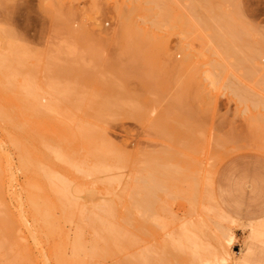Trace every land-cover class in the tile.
I'll use <instances>...</instances> for the list:
<instances>
[{
    "label": "rangeland",
    "instance_id": "obj_1",
    "mask_svg": "<svg viewBox=\"0 0 264 264\" xmlns=\"http://www.w3.org/2000/svg\"><path fill=\"white\" fill-rule=\"evenodd\" d=\"M202 1L9 0L8 3L6 0L4 4L3 0L0 2V29L3 31L0 38L5 36L6 39L3 38V41L8 42L14 40L10 42L15 44L12 48L16 49L12 52L13 57L12 55L9 57L15 59L14 62L12 60L13 64L15 63L12 73L17 71L18 74L13 78L18 84L14 85H17L16 90L11 89L12 94L7 91L10 87L5 88L7 92L0 89L2 94L0 111L12 115V122L22 121V114L24 111L28 113L29 110L24 109L22 112L19 104L10 101L15 92H18L16 98L34 99L32 101L36 103L38 109L29 108L34 111L33 114H38H35L34 118L31 112L32 118L29 117L28 120L31 132L25 133L24 138L28 145L24 142L26 145L23 147L29 154L31 164L33 163L29 173L26 169L22 170L20 161L22 146L19 142H13V138H17L11 127V120L0 118L2 121L0 164L4 163L0 165V170L5 171L0 176V184L4 186L0 190L2 198L0 211L5 209L9 214L3 210L0 213L7 217L12 215L13 219L10 217L9 221L15 220V217L21 223L24 221L25 225L20 221L16 225L13 221L14 226L13 222L11 225L19 230L18 233L14 230L17 233L15 237L24 244L23 246L20 244L19 247L29 248L30 253L23 250V254L31 255L29 261L33 259L32 262L35 264H39L40 261V264L45 261L44 264H63L57 261L58 258L52 257V252L56 256V251L60 248L66 261H69L64 264H79L77 258L81 259L82 255L84 257L81 263L85 262L82 264H262L254 258V246L249 247L244 256L243 253L250 242H256L264 247V221L249 225L250 222L264 218V126L261 123L264 121V50L261 52L262 59L258 57L261 54L255 57L260 49L257 42L264 38V0H204L210 8L215 7L217 17L214 18L213 14L208 13L209 11L203 7H200V10L195 9L196 5L205 3ZM162 4L164 7H158ZM164 8H170L167 9L168 14L166 9L163 11ZM195 10L197 12L199 10V13ZM222 17L236 21L235 24L239 27L237 28L243 32L244 39L241 38L242 42H239L237 52L238 58L244 59L242 61H235L231 55L228 57L222 49L224 47L213 37V33L216 32L223 36L225 33L228 34L222 19L218 22ZM203 18L205 21H208V18V22H212L209 23V27L212 24V28L206 27L202 21L201 24H205V27L198 24ZM126 19L136 27L137 33L152 40L151 46L156 43L154 56H151L155 62L145 64L147 70L144 68L142 74L132 76L133 78L130 77L126 82H122L121 77L118 78L120 80L118 83L119 74L116 75L118 70L117 68L115 70V65H127L132 57L130 42L127 43V37H123L127 36V33H122L121 27ZM65 23L71 28L64 25ZM67 27L72 30H68ZM126 47L130 57L127 55ZM262 48L264 49V45ZM11 49L8 50L11 52ZM6 50L1 51L4 54L0 53L6 55ZM171 60H174V64L170 62ZM59 71L63 75L58 74ZM71 71L74 74L77 72L76 78ZM64 73L72 74L73 77L69 78ZM114 84L119 87V95L112 89ZM49 106L56 108L55 111H52V108L50 111ZM66 107L73 113L68 108L66 112ZM41 111L47 112V116ZM75 112V116H89V122L92 118L91 121L97 125L93 128L101 135V144L107 143V146H100L106 155L102 166L96 165L97 160L93 159L92 155H89L88 159L86 151L90 152V149L76 136L68 134L67 130L73 128L76 120L71 116H74ZM39 113H42L40 117H44L37 116ZM48 120H51L52 124ZM67 120L68 122H63ZM61 131L63 136L60 135ZM254 137L257 138V142H254L256 144H250ZM95 141L98 143V139ZM239 141L238 146L236 143ZM116 156L125 163H112ZM152 156L164 158L162 161L168 158L169 161L161 163L163 167L185 159L184 161L190 164L188 170L191 176L194 178L192 174L196 173L195 177L199 180L194 178L195 182L198 180L196 184L191 177L190 181H179V178L169 183L168 179L164 180L153 201V215L147 217L143 209L128 206L132 204L134 195L142 190L140 177ZM178 157L180 159H177ZM83 162H86L84 165L87 164L88 169L86 166L82 167ZM193 163L198 165L195 166ZM33 168L41 174L43 171L46 172V176L47 173L54 174L53 177L50 175L47 177L57 183L68 182L69 198L73 202H78V207L74 206L75 216L72 215L74 208L70 209L72 213L65 214L61 210L56 209L55 213L54 209L51 210L52 217L55 216L57 219L53 217L54 223L55 220L60 221L59 229L55 227L57 233L61 227L63 230L61 231L64 232L59 234L58 240L55 239L57 233L52 234L53 238L46 235L47 232L44 234L46 237L41 234L45 232L42 225L40 227L44 231L40 228V232L39 226L37 227L42 224L41 221L34 223L36 218L31 212L28 196L31 195L29 191L34 193L35 190H31L32 185L29 183L35 181L32 184L36 183L41 188L43 182H39L45 175L38 176ZM195 168L200 172H196ZM78 170H84L83 173L86 170L87 172L98 170L99 173L91 171L95 175L92 176L89 172V175L83 176ZM4 174L7 178H4L6 177ZM56 174L59 176L56 177ZM60 178L64 179L59 180ZM117 199L119 203L122 202L120 206ZM109 202L111 206L114 204L115 208L111 209V212L106 211ZM79 206L84 211L87 210L80 212V215L85 214L81 219L77 211ZM86 212L92 214L90 215L92 218L89 216L90 222H94L93 216L98 213V218L100 215L101 219L110 212L111 214L105 217V220L108 218L107 224L116 229L119 238L126 235L128 239L106 243L105 247V243L100 242L101 239L93 237L96 233L91 231V225L89 227ZM63 214L65 218L70 217L69 220H64ZM127 215H133L132 223ZM82 220L87 221L83 223ZM134 221L137 225L133 223ZM140 222L145 224L141 230L138 227ZM100 224L102 225V219ZM35 230H39V233ZM12 231L13 229L10 233ZM229 231L234 234L231 244L227 240ZM15 232L12 234L15 235ZM32 232L37 234L34 236ZM47 236L52 238V242ZM76 237L80 240L81 249L75 255L73 244ZM44 238L46 240L48 238L49 241L46 242ZM18 239L15 240L19 242ZM93 249L99 254L94 259ZM89 254H92V257L88 256ZM42 256H45L44 259L47 256L44 262ZM36 257L42 258L39 261ZM2 258L0 256L3 262Z\"/></svg>",
    "mask_w": 264,
    "mask_h": 264
},
{
    "label": "bare ground",
    "instance_id": "obj_2",
    "mask_svg": "<svg viewBox=\"0 0 264 264\" xmlns=\"http://www.w3.org/2000/svg\"><path fill=\"white\" fill-rule=\"evenodd\" d=\"M4 1H6V0H3V4H4ZM12 1V0H11ZM151 2H152V0H150ZM201 1V0H200ZM204 1V0H203ZM202 1V2H203ZM0 2H2V0H0ZM157 2V1H156ZM205 3H200L199 5H196V7L197 6H199V8L197 7H195V9H199L200 10V7H203V9H206V11H209L208 13H211V14H213V18L216 16L217 17V15H216V13H217V11H215V7L214 8H210L209 7V4L206 2V1H204ZM8 3H9V0H8ZM7 3V4H8ZM159 3V2H158ZM2 4V3H1ZM6 4V5H7ZM149 4H151V3H149ZM157 5V4H156ZM164 7V4H162L161 6H158V7ZM157 7V6H156ZM166 8H164L163 9V11L165 10ZM168 10L170 9V8H167ZM166 9V10H167ZM165 10V11H166ZM167 10V14H168V11ZM199 10H198V12H197V10H195V12H197V13H199ZM151 11V10H150ZM165 13V12H164ZM165 13V14H166ZM202 13V12H201ZM170 14V13H169ZM208 16V15H207ZM212 17V15L210 16V18ZM219 17V16H218ZM218 19V18H217ZM217 19H215V20H217ZM220 19H222V22H220V23H222V24H224L226 27H227V31H228V34L227 33H225V36H223L222 34H218L217 32L216 33H213V37H214V39L216 38V42H218L219 43V45L221 46L222 45V47H224V48H222L223 49V51H224V53L229 57L230 55H231V58L232 57H234L236 60L235 61H242V60H244V59H240V58H238V56H237V52H238V46H239V42L241 41V38H243V36H242V33L240 32V30L238 29L239 27L238 26H236V24H235V22H233V19L232 20H230L229 18H219L218 19V22L219 21H221ZM206 19H204L203 18V20L201 19V20H199L200 22H198V24L200 25V26H204L205 27V24H206V27L208 26V28H210L211 27V25L212 24H210V27H209V23H212V22H208L209 21V19L207 18V20L208 21H205ZM61 21V20H60ZM201 21L202 22H204L205 24L203 25V23L201 24ZM211 21V20H210ZM231 21V22H230ZM64 22H66L65 20H64ZM208 22V23H207ZM233 22V23H232ZM213 23H215L214 21H213ZM60 25V24H59ZM64 25H67V23H65ZM63 26V25H62ZM68 26V25H67ZM196 26H198V25H196ZM68 27H70V26H68ZM68 27H67V29H68ZM122 33H124V32H126L127 33V36H123V37H127V43H128V41L130 42V52H131V54H132V57L130 58V60H128V63L129 64H127V65H115V70H116V68H117V70H118V73H116V75L117 74H119V75H117L118 77H117V79L118 78H120L121 77V81L122 82H126V80L127 79H129L130 77H132V76H137V75H139L140 73L142 74L143 73V71H145V69L147 70V68H145V67H147L146 65H148V64H151V63H154L153 61H152V59H154L153 57H151V56H154L153 55V53H154V49H155V45H156V43L155 44H153L152 46L150 45V44H152V40L151 39H147V37L145 36V35H140L139 33H137V31H136V27L134 26V25H132L131 24V22H129L128 21V19H126V20H124L123 21V23H122ZM238 27V28H237ZM66 27H64V29H65ZM71 28V27H70ZM212 28V27H211ZM4 29V28H3ZM59 29V28H58ZM62 29V28H61ZM199 29V28H198ZM68 30H72V29H68ZM124 30V31H123ZM2 33H3V31L0 29V34H1V36H2ZM4 34H5V31H4ZM3 34V35H4ZM117 35V34H116ZM115 35V38L117 37ZM123 35V34H122ZM222 35V36H221ZM227 35V36H226ZM0 36V37H1ZM120 36H121V34H120ZM245 36V35H244ZM5 36H3L2 37V39L0 38V52L4 49V50H6V52L7 53H5L6 55L10 52V50H8V49H11L15 44H13V43H11V42H13L14 40H10L9 42L6 40V41H3V38H4ZM6 37H7V32H6ZM118 37H119V34H118ZM10 38V37H9ZM8 37H7V39H9ZM124 38V39H125ZM6 38H4V40H5ZM113 39V38H112ZM121 39H122V36H121ZM124 39H122V40H124ZM244 39V38H243ZM115 40H117V38L115 39ZM246 40V39H245ZM1 42H6V44H4V43H2V44H4L3 46H4V48H3V46H1L2 44H1ZM117 42V41H116ZM156 42V41H155ZM242 42V41H241ZM264 42V38H262L260 41H258L257 43H259V44H257L258 46H259V48L260 49H258V52L255 54V57L257 58V55H259V54H261V55H259L258 57H260L261 58V56L263 55L262 53V50H264L262 47H263V45L264 44H262ZM118 43V42H117ZM126 43V42H125ZM126 43V44H127ZM245 43V42H244ZM10 44H11V47L9 48V46H10ZM7 45V46H6ZM13 45V46H12ZM252 45V44H251ZM6 46V47H5ZM243 46V45H242ZM246 46V45H245ZM8 47V48H7ZM15 47V46H14ZM153 49H152V48ZM257 48V47H256ZM14 49H16V48H12L11 49V52L7 55V57H6V55H3L4 53L3 52H1V53H3V54H1L0 53V89H2V91H6L5 90V88H9L10 87V89H7V91H10L9 93L10 94H12V92H11V89H12V91H13V89L15 88V87H17V85L16 86H14L15 84H18L17 82H15L14 81V75L16 74V75H18L16 72L17 71H15V73L13 74L12 72H13V69L15 68L14 66H15V63L13 64V62H14V60L13 59H11V57H9L10 55H12V57H13V50ZM242 49H243V47H242ZM255 49V48H254ZM253 49V50H254ZM121 50V49H120ZM123 50V49H122ZM126 50H128L127 49V47H126ZM256 50V49H255ZM15 51V50H14ZM124 51H125V49H124ZM242 51V50H241ZM128 52H129V50L127 51V55H128ZM240 52V51H239ZM262 52V53H261ZM28 53V52H27ZM121 53V52H120ZM124 53V52H123ZM130 54V53H129ZM145 54V55H144ZM151 54V55H150ZM254 54V53H253ZM3 55V56H2ZM129 56V55H128ZM226 56V57H227ZM252 56V55H251ZM251 56H249V57H251ZM2 57H3V59H2ZM30 57V56H29ZM118 57V56H117ZM130 57V56H129ZM240 57V56H239ZM253 57V56H252ZM5 58V59H4ZM254 58V57H253ZM255 58V59H256ZM263 58V57H262ZM261 58V59H262ZM28 59V58H27ZM119 59V58H118ZM172 59V58H171ZM12 60H13V62H12ZM17 60V59H16ZM30 60V59H29ZM127 60V59H126ZM188 60V59H187ZM254 59H252V61H253ZM120 61V60H119ZM122 61V60H121ZM130 61V62H129ZM234 61V62H235ZM257 61V60H256ZM258 61H260V59H258ZM258 61H257V63H258ZM171 63H173L174 64V60H171L170 61ZM255 62V61H254ZM118 63V62H117ZM224 63V62H223ZM222 63V64H223ZM122 64H123V62H122ZM146 64V65H145ZM30 65H31V63H30ZM224 65V64H223ZM240 65H241V63H240ZM27 66V65H26ZM31 67V66H30ZM258 67V66H257ZM28 68V67H27ZM145 68V69H144ZM220 69H221V67H219ZM222 68H224V67H222ZM26 69V68H25ZM30 69V68H29ZM76 68H74L73 69V71L75 70ZM114 69V68H113ZM225 69V68H224ZM66 70V69H65ZM67 70H68V68H67ZM31 71V70H30ZM61 71V70H60ZM59 71V72H60ZM76 71V70H75ZM74 71V72H75ZM261 71V70H260ZM61 72H64L63 70L61 71ZM58 73V74H62V73ZM67 72V71H66ZM72 72V71H71ZM117 72V71H116ZM147 72V71H146ZM216 72V71H215ZM261 73V72H260ZM264 73V72H263ZM263 73H261V75L263 74ZM65 75H68V73L66 74V73H64ZM70 74V73H69ZM72 74L73 75H75L74 77L76 78L77 76H76V74H77V72H76V74H74L73 72H72ZM68 75L69 76V78H72L73 77V75ZM28 75V74H27ZM63 75V74H62ZM64 75V76H65ZM78 75V74H77ZM216 75V74H215ZM222 75V74H221ZM20 76V75H19ZM60 76V75H59ZM68 76H65V78L67 77L68 78ZM72 76V77H71ZM219 76V75H218ZM263 76H264V74H263ZM16 77V76H15ZM62 77V76H61ZM17 78V77H16ZM15 78V79H16ZM31 78V77H30ZM79 78V77H78ZM77 78V79H78ZM133 78V77H132ZM216 78V77H215ZM220 78V77H219ZM12 79H13V81H12ZM25 79H26V77H25ZM76 79V80H77ZM218 79V78H217ZM70 80V79H69ZM73 80H75V79H73ZM120 80L118 79L117 81H118V83L120 82ZM15 82V83H14ZM22 82V81H21ZM24 82V81H23ZM74 83V82H73ZM114 83V82H113ZM24 85V84H23ZM27 86H29V84H27ZM26 86V89L28 88ZM30 88H31V86H29ZM113 88V91L116 93V94H118L119 95V87L117 86V85H113L112 86ZM23 88H25V85H24V87ZM264 88V87H263ZM14 90H16V88L14 89ZM17 90H19L18 88H17ZM110 90V89H109ZM6 91V92H7ZM20 91V90H19ZM22 91V90H21ZM111 91V90H110ZM109 92V91H108ZM18 93V92H17ZM16 92L15 93H13V94H15V96L14 97H11L12 99H10V101L11 102H15L17 105L19 104V108H21L20 110L23 112L24 111V109H26V110H29L30 111V114H29V111H28V113L26 112V111H24V113L22 114V121L20 120L19 121V123H17L16 121L15 122H12V115H9V114H7V113H4V112H1L0 111V118H2V119H4V120H11V122H12V126L11 127H13V129H14V133L16 134V138L17 139H15V138H13V142H19L20 144H21V146H22V148L19 146L20 144H18V146L21 148V150H20V152H21V159H20V161H21V164H22V170H25L26 169V172H28L29 170L31 171V167H33L32 166V164H31V161L29 160V154H28V152H27V150L23 147V146H25L26 144L25 143H27V145H28V142H26V141H24V138H25V133L26 134H29V131H30V127H29V123H28V120H29V117L30 118H32V116H31V112H32V109H29V108H31V107H35L36 109H37V106H36V103H34V101H32V100H34V99H31L30 98V100L29 99H26V98H16V95H18ZM0 94H1V90H0ZM6 95H7V93H5ZM22 94V93H21ZM2 95V94H1ZM25 95V94H24ZM111 95V94H110ZM8 96V95H7ZM29 96V95H28ZM27 97V96H26ZM201 100H203V99H201ZM30 101V102H29ZM0 102H2L1 100H0ZM32 102V103H31ZM8 103V102H7ZM34 103V104H33ZM262 102H260V104H261ZM2 104V103H1ZM6 104V103H5ZM4 104V106L6 107V105ZM33 104V105H32ZM8 105V104H7ZM37 105H38V103H37ZM262 105V104H261ZM1 106H3V105H1ZM40 106V105H39ZM50 106H52V105H50ZM50 106H49V108H50ZM61 106V105H60ZM74 106V105H73ZM18 108V109H19ZM49 108H48V110H49ZM52 108V107H51ZM50 108V111L52 110V111H55V109L56 108H52L51 109ZM68 107H66L65 108V110L67 109ZM181 108V107H180ZM8 109V108H7ZM16 109V108H15ZM35 109V110H36ZM69 109V111H71V109L70 108H68ZM9 110V109H8ZM19 110V114H20V116H21V111ZM38 110V109H37ZM40 110V109H39ZM42 110V109H41ZM58 110V109H57ZM64 110V109H63ZM43 111V110H42ZM41 111V112H42ZM45 111H46V109H45ZM68 111V112H69ZM9 112H11V110L9 111ZM34 112V111H33ZM33 112H32V115L34 116V118H35V114H38V113H35V114H33ZM40 112V111H39ZM62 112V111H61ZM65 112V111H64ZM66 112H67V110H66ZM72 112V111H71ZM43 113V115L45 114L46 116H47V112L46 113H44V112H42ZM42 113H39V115H37V116H39L40 117V114L42 115ZM51 113V112H50ZM60 113V112H59ZM73 113V112H72ZM78 113V112H77ZM62 114V113H61ZM66 114V113H65ZM44 115V116H45ZM50 115V114H49ZM64 115V114H63ZM67 115V114H66ZM76 115V112L74 113V116L73 115H71L73 118H75L76 120H75V123L73 124L74 126H73V128H71L70 130H67L68 131V134H70V135H74V136H76L79 140H80V142L84 145V146H86L88 149H90V152L88 153L87 151H86V154H88V156L89 155H92L91 157L93 158V159H96L97 161V163L98 164H96V165H100V166H102V163H103V159L106 157V155H105V153H104V150H101L100 149V146H107V143L105 142V143H102L101 144V135L97 132V130H95L93 127H95V126H97V125H94V123L92 122L93 121V119L91 118V120H90V122L88 121V119H90V117L89 116H86V117H88L87 119H86V117H84L85 115H82L83 117H81L80 115L79 116H75ZM264 115V114H263ZM36 116V117H37ZM44 116H41L40 118H42V117H44ZM52 116V115H51ZM50 116V117H51ZM59 115H57V117H58ZM65 116V115H64ZM71 117V118H72ZM79 117V118H78ZM258 117H260V116H258ZM33 118V119H34ZM46 118V117H45ZM52 118V117H51ZM63 118V117H62ZM65 118V117H64ZM94 118V117H93ZM261 118H262V116H261ZM259 119L260 121L262 120V119ZM46 119H48V118H46ZM61 119V118H60ZM65 120V119H64ZM258 120V122H260ZM0 121H1V119H0ZM34 121V120H33ZM49 121V120H48ZM95 121V120H94ZM2 122V121H1ZM30 122H31V120H30ZM51 124H52V121L50 120L49 121ZM54 122V121H53ZM56 122V121H55ZM63 122H68V120L67 121H63ZM71 122V121H70ZM257 122V121H256ZM57 123L59 124L60 122L59 121H57ZM262 124H263V126H264V121H262L261 122ZM4 124V123H3ZM2 124V125H3ZM68 124V123H67ZM53 125H56V124H54L53 123ZM60 125H62V124H60ZM66 125V124H65ZM71 125V124H70ZM94 125V126H93ZM2 127V126H1ZM8 128V127H7ZM63 128H64V126H63ZM2 129H3V127H2ZM6 129V128H5ZM8 129H12V128H8ZM56 129V128H55ZM65 129V128H64ZM174 131V130H173ZM31 132V131H30ZM62 132L63 131H61V134L60 135H62L63 136V134H62ZM65 132H66V130H65ZM174 132H176V131H174ZM32 134V133H31ZM177 134V133H176ZM14 135V134H13ZM66 137H68L67 135H65ZM262 136V135H261ZM14 137V136H13ZM61 137V136H60ZM255 138V137H254ZM264 138V137H263ZM8 139H10V140H12V138L11 137H8ZM98 139V143L95 141V140H97ZM258 139H260V138H258ZM17 140V141H16ZM30 140V139H29ZM28 140V141H29ZM99 140H100V142H99ZM247 140H249V141H251V139H247ZM254 140V141H253ZM70 141V140H69ZM175 141V140H174ZM190 141V140H189ZM244 141V140H243ZM246 141V140H245ZM260 141H261V139H260ZM259 141V142H260ZM263 141H264V139H263ZM10 142V141H9ZM25 142V143H24ZM194 142H195V140H194ZM197 142V141H196ZM247 142V141H246ZM246 142H245V145H246ZM254 142H257V138H255V139H252V142H249L250 144L252 143V144H256V143H254ZM15 143V144H16ZM30 143V142H29ZM46 143V142H45ZM64 143V142H63ZM186 143V142H185ZM232 143H234V142H232ZM240 143V141L238 142V143H236L237 145ZM231 144V143H230ZM235 144V145H236ZM247 144H248V142H247ZM259 144V143H258ZM263 144V143H262ZM49 145V144H48ZM65 145H66V147H67V144L65 143ZM228 145H229V143H228ZM234 145V146H235ZM243 145V144H242ZM249 145V144H248ZM17 146V148L18 149H20L19 147ZM32 147H33V145H31ZM79 146V145H78ZM184 145H182V147H183ZM208 146V145H207ZM239 146V145H238ZM244 146V145H243ZM250 146V145H249ZM262 146V145H261ZM29 147H30V145H29ZM49 147H51V146H49ZM189 147H190V142H189ZM203 147H204V145H203ZM263 147V146H262ZM45 149L47 148V147H44ZM61 148V147H60ZM193 149H194V147H192ZM199 148V147H198ZM197 148V149H198ZM260 148V147H259ZM25 149V150H24ZM91 149H93L92 151H91ZM187 149V148H186ZM189 149V148H188ZM196 149V148H195ZM225 149V148H224ZM229 149V148H228ZM249 149V148H248ZM264 149V148H263ZM53 149H51V151H52ZM183 150V149H182ZM227 150V149H226ZM33 151H34V148H33ZM179 151V150H178ZM184 151V150H183ZM191 151V150H190ZM42 152V151H41ZM194 152H196V150H194ZM208 152V151H207ZM264 152V151H263ZM197 153V152H196ZM195 153V154H196ZM55 154V153H54ZM53 154V155H54ZM183 154V153H182ZM184 154H188V153H184ZM38 155V154H37ZM63 155V154H62ZM66 155V154H65ZM202 155H203V153H202ZM201 154H200V156H202ZM67 156V155H66ZM65 156V157H66ZM83 156V155H82ZM87 156V155H86ZM170 156H172V155H170ZM181 156V155H180ZM207 156V155H206ZM223 156V155H222ZM175 157V156H174ZM173 157V158H174ZM186 157H187V155H186ZM2 158V157H1ZM61 158H63V157H61ZM90 158V156L88 157V159ZM81 159V158H80ZM83 159V158H82ZM81 159V160H82ZM87 159V158H86ZM162 159H164V158H161V157H159V156H152V157H150V159L148 160V162H147V165H146V167H145V172H144V170H143V173L144 174H142V177H140V184L142 183L143 185H142V190H144V191H142V190H140L138 193H136V195H134V197H133V202H132V204L131 205H129L128 207L130 208H132V206L133 207H139L140 209H143V212H145L146 214H147V217H148V215H150L151 216V214H152V211H153V201L155 200V197H157V190H158V188L160 189L161 187H162V185H163V181L164 180H167L168 179V181H169V183L171 182V181H177L179 178V181L180 180H188V181H190V179L191 178H193L192 176H191V174H190V171L188 170V168L190 167L189 165V163L188 162H185L184 160L185 159H183L182 161L180 160V161H178L177 159H180L179 157L176 159L177 160V162H171L169 165H166V167H163L162 166V162H167V160L169 161V159L167 158H165L166 160L164 161H162ZM175 159V158H174ZM191 159H193V158H191ZM207 159V158H206ZM188 160V159H187ZM36 161V160H35ZM173 161V160H172ZM175 161V160H174ZM4 162V161H3ZM75 162H78V161H75ZM92 162V161H91ZM94 162H95V160H94ZM194 162H196L197 163V161L195 160ZM84 163H86V162H83V168L86 166V168L88 169V167H87V164H85L84 165ZM112 163H125L124 161H122L121 159H120V157L119 156H116V158H114L113 160H112ZM3 165H4V163H2ZM2 164H0V165H2ZM6 164V163H5ZM10 164V163H9ZM63 164V163H62ZM67 164H68V162H67ZM69 165V164H68ZM193 165H195L194 163H193ZM192 165V166H193ZM196 165H198V164H196ZM195 165V166H196ZM203 165V164H202ZM42 166V165H41ZM58 166V165H57ZM70 166V165H69ZM74 166V165H73ZM119 166V165H118ZM95 168H96V166H94ZM2 168V167H1ZM34 168H36L35 166H34ZM33 168V169H34ZM42 168H44V165H43V167ZM45 168H46V166H45ZM47 168H48V166H47ZM77 168V167H76ZM75 168V169H76ZM82 168V169H83ZM90 168V167H89ZM192 168V167H191ZM199 168V167H198ZM8 169L10 170V168L8 167ZM37 169V168H36ZM51 169V168H50ZM70 169H72V167L70 168ZM4 170V169H3ZM68 170V169H67ZM195 171H196V168L194 169ZM7 171V170H6ZM34 171H35V173H37V175L38 176H40V174L41 173H39L38 172V170L36 171L35 169H34ZM46 171V170H45ZM79 172H82V175L83 174H85V176H86V174L87 175H89L90 173H92L91 171H94V170H89V172H87L88 170H86V172H84L83 173V171L84 170H82V171H80V170H78ZM188 171H189V173H188ZM200 172V170H197L196 172ZM11 172V171H10ZM42 172V171H41ZM52 172H54L53 170H52ZM57 171H55V173H56ZM94 172H96V173H99L98 172V170H95ZM0 176L2 175V173H5V171L4 172H1V170H0ZM29 173V172H28ZM89 173V174H88ZM6 174H7V172H6ZM6 174H4L5 176H6ZM42 174H46V172H42ZM41 174V175H42ZM78 174V173H77ZM81 174V173H80ZM196 174V173H195ZM195 174H192L193 176H194V178H198V177H195ZM29 175V174H28ZM50 175V177H53L54 176V174L52 175V174H49V173H47V176H49ZM81 175V176H82ZM92 176L93 175H95L94 173H92L91 174ZM12 176V175H11ZM46 175L45 176H43V178H41L42 180H44V181H40L39 183H42L43 182V184H41V188L38 186V185H36V183L35 184H32V183H34V182H31V183H29V184H31L32 186V188L31 187H29V188H31V190L33 189V190H35L34 191V193L32 192H30L29 191V193L31 194V195H29L28 197H29V203H30V207H31V212H32V214H33V217L34 218H36V220L34 219V223L37 221L38 223L41 221L42 222V224H39V225H37V227L39 226V230H40V232H41V229L43 228L44 230H45V232H41V234L42 235H44L46 232H47V234L46 235H51V237L53 238V236H52V234H56L57 233V229L55 228V227H57L58 229H59V226H60V224H58V223H60V221H57L56 222V218H55V216H53L56 220H55V223L56 224H58L57 226H56V224L54 223V218L52 217V215H51V212L53 213V211H51L52 209H54V213H55V210L57 209V210H61L62 211V213L64 212V214H65V212H70L71 210L70 209H75L74 211H73V216H75V211H76V208L75 207H78L77 205V203L75 204L73 201H71L72 199H70L69 198V196H70V194L68 195V189H69V186L67 185V183L65 184L64 183V181H61L60 183H57L56 181H54L53 179H49V177H47ZM59 175L58 174H56V177H58ZM60 176H61V174H60ZM84 176V175H83ZM34 177V176H33ZM191 177V178H190ZM3 178V177H2ZM4 178H7V176L6 177H4ZM46 178V179H45ZM193 178V179H194ZM1 179V178H0ZM9 179V178H8ZM12 179V178H11ZM54 179H55V177H54ZM61 179H64V178H60L59 180H61ZM68 179V178H67ZM40 180V179H39ZM57 180V179H56ZM69 180V179H68ZM197 180V179H196ZM198 180H199V178H198ZM198 180L195 182V179H194V181L193 182H195V184L198 182ZM58 181V180H57ZM66 181V180H65ZM187 181V182H188ZM36 182H38V181H36ZM182 182V181H181ZM186 182V183H187ZM38 183V184H39ZM57 183V184H56ZM162 183V184H161ZM2 184V183H1ZM0 184V186H2ZM80 184V183H79ZM78 184V185H79ZM88 184H89V182H88ZM88 184H86V185H88ZM180 184V183H179ZM178 184V185H179ZM188 184V183H187ZM193 184V183H192ZM28 185V184H27ZM42 185H43V187H42ZM83 185V184H82ZM173 185V184H172ZM189 185V184H188ZM68 186V187H67ZM75 186V185H74ZM71 187V186H70ZM80 187V186H79ZM78 187V188H79ZM110 187V186H109ZM1 189L0 190H2V188H4V186H2V187H0ZM43 188V189H42ZM68 188V189H67ZM28 190H30V189H28ZM32 190V191H33ZM40 190H42V191H40ZM71 190V189H70ZM45 192H47V193H45ZM143 192V193H142ZM157 192V193H156ZM0 193H1V191H0ZM157 194V195H156ZM3 197V196H2ZM0 198H1V196H0ZM120 198V197H119ZM2 199V198H1ZM0 202H1V200H0ZM114 202H116V201H114ZM114 202H112V203H114ZM117 202H118V199H117ZM2 203V202H1ZM121 203L122 202H118V204H119V206L121 205ZM79 204H83V203H79ZM3 205V204H2ZM5 205V204H4ZM76 205V206H75ZM114 204H112V206H111V204H110V202H109V204L108 205H106V211L107 210H109L110 212L112 211L111 209H115L114 208V206H113ZM117 203H115V207L117 208ZM75 206V207H74ZM1 207V206H0ZM3 207V206H2ZM4 207H6V206H4ZM84 207V206H83ZM82 207V208H83ZM85 208V207H84ZM81 207L79 206V208H78V210L77 211H79V216H78V213H77V216L81 219V217H82V213L83 212H85V211H87L86 209H85V211H84V209H81ZM140 209H138V210H140ZM3 209H1V211H2ZM6 210H8V209H6ZM83 210V211H82ZM216 210V209H215ZM0 211V212H1ZM114 211V210H113ZM129 212L131 211V209H129L128 210ZM3 212H5V213H7L6 211H5V209L3 210ZM11 212V211H10ZM80 212H82L81 214L82 215H80ZM89 212V211H88ZM88 212H86V213H88ZM90 212H93V211H90ZM109 212V213H110ZM70 213H72V212H70ZM69 213V216H71L72 217V215ZM97 213V212H96ZM95 213V214H96ZM109 213L107 214L108 216H109ZM113 213V212H112ZM7 214H9V211H8V213ZM64 214H63V219L66 217V216H64ZM92 214H94V212L92 213ZM92 214L90 213V215L92 216ZM99 214V213H98ZM98 214L94 217L93 216V220H94V222H90L89 220H90V215H89V213L87 214L88 215V217H87V215H86V217L88 218H84V219H87L86 221L89 223V227H90V225H91V228L93 229H91V231H93L94 233H96V236H95V234L94 233H92V236H93V234H94V236L93 237H96V238H98L99 240L101 239V241L100 242H102V243H105L104 245H105V247H106V245L108 244V243H117V242H122V241H124V240H126V238L128 239V236H126V235H122L123 236V238H119L118 237V235H117V231H116V229L112 226V225H110L109 223L107 224V220H108V218H106L107 220H105V217H107V215L105 216V217H103L104 218V220H103V218H101L102 219V225L100 224V222H101V219H100V215H99V218H98ZM111 214V213H110ZM132 214V213H131ZM54 215V214H53ZM153 215V214H152ZM8 216H10V215H8ZM12 216V215H11ZM10 216V217H11ZM61 216V215H60ZM83 216H85V214L83 215ZM90 216V217H89ZM111 216H113V215H111ZM128 216V219H133V215H127ZM131 216V217H130ZM10 217H7V216H5V215H3V214H1L0 213V251H1V254H0V256H1V258L4 260L3 262L1 261V263L0 264H35V262H32V260H30L29 261V259L31 258V255H29V254H23V250L25 251V252H29L30 253V251H28V247H25V249L27 250H25L24 249V247H22V249H21V247H19L20 246V244L23 246L24 244L23 243H21L20 241H19V239L18 238H16L17 237V233H18V229H17V227H15V228H13V224L15 223V225L16 224H18V221H20V220H18V219H16V217L14 218L15 220H13V221H15V222H13L11 219H13L12 217H11V219H10V221H9V219L8 218H10ZM96 217H97V219L100 221V222H98V220H96ZM68 218V219H67ZM67 218H65L64 220H69V218L70 217H67ZM92 218V217H91ZM151 218V217H150ZM153 218V217H152ZM20 219V218H19ZM23 219V218H22ZM72 219V218H71ZM70 219V220H71ZM75 219V218H74ZM109 219H110V217H109ZM39 220V221H38ZM114 220V219H113ZM130 220H128V221H130ZM151 220V219H150ZM83 221V223L85 222L86 223V221L85 220H82ZM137 221V220H136ZM136 221H134L133 223H135ZM13 222V223H12ZM61 222H62V220H61ZM78 222V221H77ZM77 222H75L76 224H77ZM79 222H80V220H79ZM78 222V223H79ZM106 222V223H105ZM110 222V221H109ZM112 222V221H111ZM11 223H12V225H11ZM20 223H21V221H20ZM68 223V222H67ZM82 223V222H81ZM82 223V224H83ZM94 223V224H93ZM96 223H99L98 225H95ZM106 225H105V224ZM130 223V222H129ZM131 223H132V220H131ZM22 225H25V223H24V221L21 223ZM36 224V223H35ZM55 224V225H54ZM93 224V225H92ZM136 224V223H135ZM144 224V223H143ZM143 224H141V222H140V224L138 223V227L140 228V230L143 228V227H145V224H144V226H143ZM42 225V228L40 227ZM63 225V224H62ZM109 225H110V227H109ZM137 225V224H136ZM147 226H148V224H146ZM64 226V225H63ZM80 226H81V224H80ZM83 226H84V224H83ZM87 226H88V224H87ZM10 227H11V229H10ZM26 228V227H25ZM35 228V227H34ZM33 228V229H34ZM41 228V229H40ZM12 230L13 229V231H12V233L13 232H15L14 234L15 235H13L12 233H10V230ZM36 229V228H35ZM42 229V231H44ZM56 229V230H55ZM15 230V231H14ZM39 230H35V231H38V233H39ZM62 230V227L60 228V231H59V233H57L56 235V238L55 239H57L58 238V236L60 237V235L59 234H61V232L63 231H61ZM82 230V229H81ZM80 230V231H81ZM96 232H95V231ZM136 230H137V228H136ZM135 230V231H136ZM32 231V230H31ZM79 231V230H78ZM144 231H145V229H144ZM144 231L142 232V233H144ZM28 232V231H27ZM55 232V233H54ZM82 232H83V230H82ZM230 232V231H229ZM62 233H64V232H62ZM136 233V232H135ZM7 234H9L10 236L8 237V236H6ZM32 234H33V232H32ZM35 234H37V233H35ZM35 234H33L34 236H35ZM80 234V233H79ZM82 234V233H81ZM39 235V234H38ZM41 235V236H42ZM46 235H44L45 237H46ZM91 235V234H90ZM121 235V234H120ZM129 235V234H128ZM145 235V234H144ZM233 235L234 234H231V232H230V235H228V243L229 244H231L232 243V241H233ZM14 236V237H13ZM16 236V237H15ZM67 236V235H66ZM121 236V237H122ZM11 237V239H13L14 241L12 242V240L10 239H8V238H10ZM13 237V238H12ZM36 237H37V235H36ZM48 238L50 237V236H47ZM50 237V238H51ZM93 237H92V239H93ZM47 238V240H46V238H44L45 239V241L46 242H48L49 241V239ZM52 238H51V242H52ZM63 238V237H62ZM79 238L81 239V237H80V235H79ZM79 238L78 237H76V241H75V244H73L74 245V248L73 249H75V255L76 254H78V252L80 251V249H81V245H80V240H79ZM15 239H18V241L19 242H17ZM39 240V239H38ZM58 240V239H57ZM104 242H103V241ZM12 243H11V242ZM26 241V240H25ZM59 241H61V240H59ZM58 241V242H59ZM16 242V244H14ZM45 242V243H46ZM97 242V241H96ZM19 243V244H18ZM40 243V242H39ZM62 243V242H61ZM60 243V244H61ZM107 243V244H106ZM11 244H13L12 246H11ZM17 244H18V246H17ZM42 244V243H41ZM39 245V244H38ZM63 245H64V243H63ZM63 245H62V247H63ZM102 245V244H101ZM111 245V244H110ZM15 246V247H14ZM16 246L18 247V248H16ZM82 246H83V243H82ZM93 246V245H92ZM99 246H100V244H99ZM109 246V245H108ZM232 246V245H231ZM58 247H60V245H58ZM12 248L15 250H12ZM52 248V247H51ZM67 248V247H66ZM90 248V247H89ZM97 249H98V247H96ZM16 249H21V250H18V251H21V252H18V251H16ZM106 249V248H105ZM86 250H88V249H86ZM90 250H92V247H91V249ZM90 250L88 251V252H90ZM95 250V251H94ZM100 250V249H99ZM52 251H54V250H52ZM93 251H94V256H93V258L92 259H94L95 257H96V255H98L99 256V254H97L96 252H97V250L96 249H93ZM92 251V252H93ZM104 251V250H103ZM106 251V250H105ZM91 252V253H92ZM80 253H82V251L80 252ZM52 254H53V256L52 257H56V259H57V261H59L60 263H68L69 261H66V258H64V256L62 255V253H61V251H60V248L56 251V256L54 255V252H52ZM83 254V253H82ZM28 255V256H27ZM43 255H45V254H43ZM30 256V257H29ZM35 256V255H34ZM83 257H84V255H82ZM88 256H91L92 257V254L90 255H88ZM43 257V256H42ZM41 257V258H42ZM45 257V256H44ZM44 257H43V261L42 262H44V260L47 258V256H46V258L44 259ZM83 257L81 258V259H83ZM85 257H86V255H85ZM90 257V258H91ZM35 258V257H34ZM40 258V259H41ZM87 258H89V257H87ZM36 259H37V257H36ZM36 259H35V261H36ZM39 259V258H38ZM37 259V260H38ZM40 259H39V261H40ZM52 259V258H51ZM77 259H79L78 261L80 262L79 264H82V263H85V262H82L81 263V259L80 258H77ZM85 259V258H84ZM74 260H76V258L74 259ZM88 260H90V259H88ZM28 261H29V263H28ZM70 261H72V259L70 260ZM84 261V260H83ZM93 261V260H92ZM91 261V262H92ZM32 262V263H31ZM38 262V261H37ZM41 262V261H40ZM40 262H39V264H40ZM89 262V261H88ZM44 263H46V261L44 262ZM43 263V264H44Z\"/></svg>",
    "mask_w": 264,
    "mask_h": 264
},
{
    "label": "crops",
    "instance_id": "obj_3",
    "mask_svg": "<svg viewBox=\"0 0 264 264\" xmlns=\"http://www.w3.org/2000/svg\"><path fill=\"white\" fill-rule=\"evenodd\" d=\"M264 221V218H259L256 222H250V224H255V223H259ZM254 246L255 247V251H254V258L259 262L264 264V247L259 245L256 242H250L245 250V253H243V256L246 254L247 250L249 249V247ZM243 259V258H242Z\"/></svg>",
    "mask_w": 264,
    "mask_h": 264
}]
</instances>
